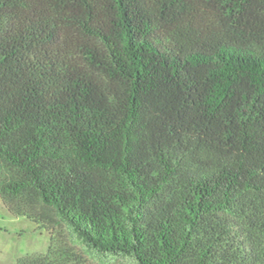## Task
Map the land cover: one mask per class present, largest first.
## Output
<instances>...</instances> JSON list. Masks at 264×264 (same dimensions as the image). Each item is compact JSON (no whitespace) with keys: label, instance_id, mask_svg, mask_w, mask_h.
<instances>
[{"label":"trees","instance_id":"trees-1","mask_svg":"<svg viewBox=\"0 0 264 264\" xmlns=\"http://www.w3.org/2000/svg\"><path fill=\"white\" fill-rule=\"evenodd\" d=\"M0 200L16 264H264V0H0Z\"/></svg>","mask_w":264,"mask_h":264},{"label":"rangeland","instance_id":"rangeland-1","mask_svg":"<svg viewBox=\"0 0 264 264\" xmlns=\"http://www.w3.org/2000/svg\"><path fill=\"white\" fill-rule=\"evenodd\" d=\"M48 245L47 231L38 229L24 216L13 215L0 200V264H16L19 257L44 253ZM81 251L92 264H100Z\"/></svg>","mask_w":264,"mask_h":264}]
</instances>
